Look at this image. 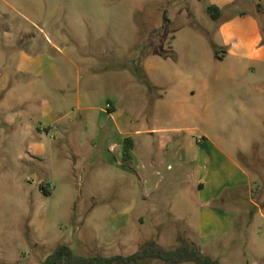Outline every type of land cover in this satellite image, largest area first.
Segmentation results:
<instances>
[{
  "label": "rangeland",
  "instance_id": "obj_1",
  "mask_svg": "<svg viewBox=\"0 0 264 264\" xmlns=\"http://www.w3.org/2000/svg\"><path fill=\"white\" fill-rule=\"evenodd\" d=\"M9 1L0 2V264H42L61 244L128 256L150 241L195 243L222 264L264 260V62L245 70L213 48L228 17L242 31L264 26V0H232L219 20L209 7L222 0ZM202 204L222 215L206 239Z\"/></svg>",
  "mask_w": 264,
  "mask_h": 264
},
{
  "label": "crops",
  "instance_id": "obj_2",
  "mask_svg": "<svg viewBox=\"0 0 264 264\" xmlns=\"http://www.w3.org/2000/svg\"><path fill=\"white\" fill-rule=\"evenodd\" d=\"M1 4L4 3L6 5H8L9 7H15V5H13L9 0H0ZM231 3H233L232 0H225L222 2H219L217 4H214L213 6L217 7L219 9L220 12V16L218 18V20L223 16V12H224V8L226 6L231 5ZM240 22L237 18L234 17H228L226 19H224V21H222L220 23V26L218 28V35L220 38V43H213V45H215L216 47L219 48V50L221 51V58H217L219 60H224L226 57H236L240 63V65L243 67L244 65V69L245 70H250L252 69V66L246 62H264V36L259 24V21L257 20H252L250 21V26L248 29V32L246 31H242L240 29ZM26 59H28L27 57H25ZM244 62V63H243ZM149 65V63H148ZM11 67V66H10ZM26 72H28L29 70L26 69ZM196 95V90H194V88H191L188 93L186 94V97H192ZM129 117H121L120 121L116 120V123L113 124V127L110 129L109 134H111V137L108 141V143H111V149L110 151L112 152L113 150H117V146L113 145V140L115 138V136H119L122 133V130H124L128 124V120ZM139 132V131H136ZM151 134H156L158 132H161L159 130L153 129L151 131H149ZM164 133V132H163ZM129 137H132V135L130 134ZM163 139H168L165 136H162ZM183 143H185V140H181L179 142V144L182 146ZM164 146V144H162ZM184 146V145H183ZM131 155L132 158H135V149L133 147L132 151H131ZM155 159V158H154ZM157 160V159H156ZM230 160L232 161V163L239 169V171H241L244 174V170L242 169V167L237 163V161L230 157ZM158 161V160H157ZM200 164L198 165V169L201 168V170L205 171V170H209V165H210V161H207L206 159H199ZM206 162V163H205ZM157 166H153L152 170H153V174L154 176L158 177L161 176L160 173L157 171ZM156 169V171H155ZM158 182L160 183V180L156 182L155 184V188H159L160 185L158 184ZM250 182V178L247 177V183ZM215 184V182H214ZM201 187H203L204 189L207 186V183H201L200 184ZM232 186V185H231ZM227 186L222 185L219 188L215 189L213 194L211 196H209V202L210 200H215L218 197H220L223 192L225 191ZM229 187V186H228ZM202 212L204 214V221L202 223V228L205 232V234H203V239H206L208 237L209 234H212L211 232H213L211 229H214L216 226H219L222 224V218L220 214H218V212H216L215 210L210 209L209 207H206L205 205L202 204ZM223 213V212H221ZM224 215V214H223ZM208 221V223L206 222V219ZM216 221L218 222V224H216V226L212 225L211 221ZM224 221V220H223ZM224 224V223H223ZM209 230V232H207ZM226 232V231H224ZM208 234V235H207ZM206 241V240H205ZM264 260H258L256 261L255 264H260L261 262H263Z\"/></svg>",
  "mask_w": 264,
  "mask_h": 264
},
{
  "label": "trees",
  "instance_id": "obj_3",
  "mask_svg": "<svg viewBox=\"0 0 264 264\" xmlns=\"http://www.w3.org/2000/svg\"><path fill=\"white\" fill-rule=\"evenodd\" d=\"M209 12L214 19L220 16L219 9L215 6L209 7ZM262 26V33L264 26ZM217 58L220 50L213 45ZM133 142L131 137L124 140V160L129 161L132 158L131 151ZM158 260L165 264H182L185 262H194L195 264H222L217 259L206 255L195 243L185 242L173 249H166L154 241L147 242L141 246L134 254L123 256H102L99 254L85 256L77 254L68 244L58 245L52 253L43 261L42 264H141L145 261Z\"/></svg>",
  "mask_w": 264,
  "mask_h": 264
}]
</instances>
